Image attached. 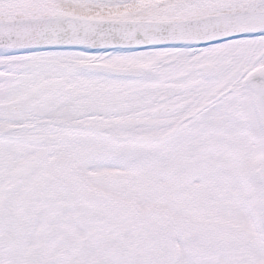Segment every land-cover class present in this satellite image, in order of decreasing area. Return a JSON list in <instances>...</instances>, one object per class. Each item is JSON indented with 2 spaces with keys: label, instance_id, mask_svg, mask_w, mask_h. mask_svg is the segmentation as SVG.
Instances as JSON below:
<instances>
[{
  "label": "snow or ice",
  "instance_id": "6c2138e0",
  "mask_svg": "<svg viewBox=\"0 0 264 264\" xmlns=\"http://www.w3.org/2000/svg\"><path fill=\"white\" fill-rule=\"evenodd\" d=\"M0 264H264V0H0Z\"/></svg>",
  "mask_w": 264,
  "mask_h": 264
}]
</instances>
